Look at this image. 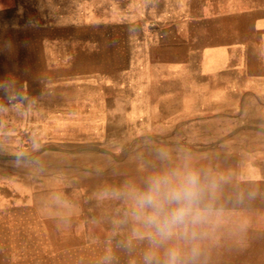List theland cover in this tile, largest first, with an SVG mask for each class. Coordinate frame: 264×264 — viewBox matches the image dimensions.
I'll return each mask as SVG.
<instances>
[{
    "label": "rangeland",
    "instance_id": "rangeland-1",
    "mask_svg": "<svg viewBox=\"0 0 264 264\" xmlns=\"http://www.w3.org/2000/svg\"><path fill=\"white\" fill-rule=\"evenodd\" d=\"M209 1L21 0L0 36V264H142L115 190L184 154L223 182L210 241L264 228V87L162 62V19Z\"/></svg>",
    "mask_w": 264,
    "mask_h": 264
},
{
    "label": "crops",
    "instance_id": "crops-1",
    "mask_svg": "<svg viewBox=\"0 0 264 264\" xmlns=\"http://www.w3.org/2000/svg\"><path fill=\"white\" fill-rule=\"evenodd\" d=\"M37 4L34 0L36 12ZM192 8L173 10L162 19L167 70L187 71L210 88L259 93L264 87V2L209 1ZM21 14V0H0V36L19 29ZM222 233L220 241H204L202 264H264V228Z\"/></svg>",
    "mask_w": 264,
    "mask_h": 264
},
{
    "label": "clouds",
    "instance_id": "clouds-1",
    "mask_svg": "<svg viewBox=\"0 0 264 264\" xmlns=\"http://www.w3.org/2000/svg\"><path fill=\"white\" fill-rule=\"evenodd\" d=\"M13 83L0 82V89ZM158 157L169 159L163 150ZM222 186L210 170L194 166L184 154L180 163H165L145 177L142 186L129 183L115 190L127 205L119 225H131V240L146 242L142 264H202L204 241L225 214L218 195Z\"/></svg>",
    "mask_w": 264,
    "mask_h": 264
}]
</instances>
